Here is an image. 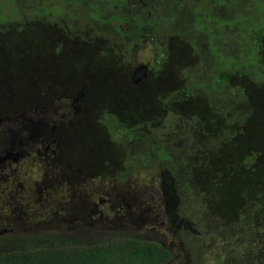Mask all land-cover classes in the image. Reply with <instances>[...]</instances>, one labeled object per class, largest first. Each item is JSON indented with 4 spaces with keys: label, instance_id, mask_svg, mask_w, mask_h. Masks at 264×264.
<instances>
[{
    "label": "rangeland",
    "instance_id": "rangeland-1",
    "mask_svg": "<svg viewBox=\"0 0 264 264\" xmlns=\"http://www.w3.org/2000/svg\"><path fill=\"white\" fill-rule=\"evenodd\" d=\"M76 4L81 9L75 16L78 20L82 17H90L86 19V24L82 23L86 28H80L81 34L93 37L91 58L85 56L88 62L86 66L80 62L78 54L80 51H75L77 48L75 45L81 48L80 41L68 35L64 32V27L59 26H63L67 20L60 19L56 23L44 24L37 22L15 24L10 21L0 26V118H15L24 114L22 118L3 121L0 132L5 128H11L12 133L21 132L25 140L26 121L36 118L41 120L42 124L47 123L42 126L45 128L44 137L46 136V141L52 144L48 150H45V144L39 142L31 144L28 139L26 143L29 144L21 148L23 152L21 157L15 160L8 158L2 163L0 228L14 225L38 228L36 231L47 232L46 229H51L54 222L57 223L58 229L63 228L68 220L73 221L75 225L81 224L87 220L85 213L91 208L86 206L87 210H85L82 199L78 200V197L88 195L93 202L100 200V211L98 214L91 212L95 214L92 219L96 223L90 230L81 232L83 234L77 233L76 237L79 240L108 241L121 235L137 236L139 229L144 232L145 227H153L154 223L163 218L169 222L168 239L164 241L176 251V256L183 258L187 254V257L196 264H232V257L229 254L233 249L238 256L237 258L236 254H233L235 264H246L245 261L250 260V257H241L239 253L252 250L264 252V239L259 237L264 230L254 227L248 228L247 247L232 241V248H225V243L223 244L221 239L210 244V236L206 230H199L203 242L197 240L194 242L195 245L185 244L177 233L178 225L175 219H169L170 216H175L178 202L172 198L171 193H174L172 187L166 185L167 176L159 174L155 175L157 178H151L153 175L148 170L141 169L134 171L125 180L117 178V174L123 170L121 166L123 154L121 149L109 139L110 132L106 130L109 124L108 120L105 121L106 115H112L129 124H143L145 130L143 132L147 133L152 128L160 126L162 119L168 121L169 118L177 115L204 124L205 127L201 130L204 141L208 134L229 138V143L219 150L220 155L209 152L210 164L200 176L195 175L199 179L194 178L195 187H199L197 183L201 186L207 181L209 191L214 192L217 188L219 193L222 186H231L235 178L234 184L240 183L239 188H243V193L247 196L241 193V189L237 192L233 191L223 201L230 208L231 204H235L240 198L241 202L237 210L231 212L230 208L228 210L230 213L222 212L220 200L217 199L214 202L210 201L209 207L205 205L201 207V209L211 208L210 212L213 216L203 215L204 211L196 212V216L209 220L216 218L211 222H219L221 226L227 224L223 229L237 225L238 219H242L244 227L245 225L249 227L247 221L251 214L254 215L255 223L259 224L261 220L264 222V131L261 126L264 125V85L257 86L245 77L233 79L232 85L239 87L246 99L245 103L234 106L232 113L226 115L214 112L203 97L190 96L188 99L178 101L176 91L182 88L185 82L182 74L198 65L197 55L187 43L177 37L170 38L166 45L168 48L166 64L164 62V65H159L160 72L152 73L150 67L153 63V48L158 40L146 38L139 40L137 46L133 48L134 51H131L128 47L121 46L125 40L124 34V38L121 37L116 43L107 38L100 39L103 25L91 19L95 18V15L84 8L88 3L82 0ZM66 7L65 5L63 10ZM118 28L121 33L130 32V27L125 24L118 25ZM106 36H112V33ZM262 44L264 46V39ZM110 47H114L112 56H117L121 51L126 52L121 53L126 55V64L121 59L110 58L105 62L101 60V54L109 53ZM98 48L101 49L97 50ZM117 48L120 50L118 51ZM262 54L264 58V49ZM137 62L147 65V77L134 85L129 82V78L132 66ZM105 67L108 68V71L104 72L106 78H101L98 69L102 70ZM68 80H74V84L67 85ZM86 83L79 112L73 116L70 113L69 98L59 99V96L68 91L77 92L79 85ZM170 93L172 100L170 104L165 101V107L164 98H159L158 95L166 94V100ZM58 104V111L64 114L63 120L67 124L48 119L52 117L55 120L56 115L51 112ZM241 111L247 112L243 126L234 121H227L231 118V114L236 115ZM155 116H160V119H154ZM167 131H170L169 128ZM5 136L8 140L9 136L6 134ZM0 137L1 147H6L4 135ZM253 145L255 146L251 149ZM52 149L55 155H51ZM49 155L57 162L56 166H46L45 160ZM221 156L226 157L223 160ZM234 170H237L236 174ZM54 176H58L60 183L47 182L48 186L41 192L37 189ZM116 185L120 190L124 189L125 193L135 196L137 212L142 215L143 227L120 229L117 222L111 223L114 216L116 218V215H122L120 209L116 212L113 208V201L108 200ZM73 186L74 196H72ZM114 192L120 191L115 189ZM197 192L200 201L203 202L208 192L203 189H198ZM149 193H157L155 197L159 193L160 196L156 197V200L161 197L162 202L151 200L148 197ZM71 200L74 201L72 204ZM17 201L23 205L28 203L24 209L26 215L22 214L20 219H17L20 214L15 209ZM13 210L16 212L12 213ZM71 216L75 220H71ZM158 226L163 227L161 223ZM121 230H129V232ZM243 231H246V228L239 229L242 234ZM157 233L161 237V231ZM241 233L235 234L232 238L240 242L244 236ZM216 235L220 237L221 233ZM139 237L144 238V235ZM152 237L155 240L154 235ZM256 263L263 264V258Z\"/></svg>",
    "mask_w": 264,
    "mask_h": 264
},
{
    "label": "trees",
    "instance_id": "trees-1",
    "mask_svg": "<svg viewBox=\"0 0 264 264\" xmlns=\"http://www.w3.org/2000/svg\"><path fill=\"white\" fill-rule=\"evenodd\" d=\"M81 1L0 0V26L10 21L15 24L37 21L54 23L60 19L76 18L77 11L81 10L76 3ZM84 1L88 3L84 6L89 9L88 12L98 14L91 19L97 18L104 23L101 35L119 33L118 25L127 21L130 33L132 30L136 31V34L129 35L134 40L152 37L151 40H158L155 47L166 50L168 40L177 36L189 45L197 55L198 65L182 74L185 82L176 91L178 101L190 96L203 97L214 112L226 115L232 113L234 106L245 103L246 99L243 91L232 85L233 79L245 77L257 86L264 85V0H141L162 8L161 13L155 14V20L152 17L146 24L138 20L129 22L134 15L133 11H125L129 7L136 11L144 8L139 0ZM65 5L67 7L63 10ZM135 14L142 16L138 12ZM147 31L151 33L150 36ZM170 95L172 97V93ZM246 116L247 112L241 111L236 115L231 114L227 121L243 126ZM113 119L115 118L108 119L109 139L123 154V170L117 174V178L125 180L134 171L141 169L148 170L153 175L151 178L165 174L167 187H172L174 191L171 193L172 198L178 202L175 214L177 218L174 221L178 225L177 233L185 244L195 245L189 232L192 231L197 239L202 235L193 230H206L213 242L221 239L225 248H232V241L247 247L248 228L264 230V222L261 220L259 224L255 223L253 214L247 221L249 227H244L242 219H238L237 225L227 229H223L227 224L221 226L219 222H211L216 218L209 220L196 216V212L201 211H204L203 215L213 216L211 208L201 207H209V202L217 199L220 200L222 212L230 213V208L231 212L237 210L241 202L239 197V201L231 204L230 208L223 201L233 191L241 189V193L247 196L243 193L244 189L239 188L240 183L234 184L235 178L231 186H222L219 193L217 188L210 192L207 181L201 186L197 183L199 187H195V175L200 176L210 164L209 152L220 155L219 150L229 143V138L208 134L204 141L201 134L204 124L177 115L168 121L162 119L160 126L146 131L147 133L143 132V124H129L119 119L112 123ZM154 119L158 120L160 116H155ZM261 126L264 131V125ZM168 128L170 131H167ZM225 157L221 156L223 160ZM234 171L236 174L237 170ZM154 183L155 181L152 185ZM198 189L208 192L203 202L200 201ZM241 228H246V231H243L244 236L237 242L232 236L240 234ZM47 232L27 230L0 234V264H169L172 255L166 245L153 240L145 229L144 232L139 229L137 236L121 235L108 241H84L73 236L77 233ZM218 233H221L220 237L216 235ZM263 233L259 237L264 239ZM143 235L144 238L139 237ZM233 254H236L234 249L229 255L232 257V264H235ZM239 254L241 257H250V260L245 261L246 264L259 262L261 258L264 264V252L252 250Z\"/></svg>",
    "mask_w": 264,
    "mask_h": 264
},
{
    "label": "flooded vegetation",
    "instance_id": "flooded-vegetation-1",
    "mask_svg": "<svg viewBox=\"0 0 264 264\" xmlns=\"http://www.w3.org/2000/svg\"><path fill=\"white\" fill-rule=\"evenodd\" d=\"M139 2L142 5H144V8L140 9L139 11H136L134 8H133V10H131V7L125 9V11L127 13H130L131 11H133L132 14H134L132 17H130V20L128 19L129 22L130 21L134 22V21L138 20L139 22H142V23L146 24L147 21H151L152 17L155 20V14L156 13H161V9L162 8L154 7V4L152 2H150L149 4H147L146 2L141 1V0H139ZM133 3H134V1H133ZM135 12L141 13L142 16H139V15L135 14ZM93 15H95V17L98 16V14L97 15L93 14ZM87 18H90V17H82L81 20H78L77 18H74V17H70L69 19H67V22H65V24L63 26L59 25L60 27H64L63 28V29H65L64 32H66L68 35H70L74 39H78L80 41L81 44L79 43V46L83 50L81 48H79L77 45H75V48L77 47L75 49V51H80L78 53L79 54V58H80V62L85 64V66L88 63L86 57H88V58L90 57L91 58V50H93V48H92L93 47V42H92L93 41L92 40L93 37L90 36V35L81 34V30H80V28H83V29L86 28V26H83L82 23L86 24L85 20ZM134 18H136V19H134ZM97 21H99V20L94 19L95 23H100V24L104 25L103 22H100V21L97 22ZM40 22L41 21H37V23H39V24H44V22H42V23H40ZM47 23H51V22H47ZM54 23H56V22H54ZM121 24H125V25H127L129 27L127 21L122 22ZM131 33L134 35V34H136V31L132 30ZM131 33L130 32H125V31H123V33H121V32H119V33L113 32L112 36H110V38L108 36H106V35H102L100 37V39L101 38H104V39L107 38L109 40L115 41V43H116L118 39L121 40V37H123V34H124L125 41L122 42L121 46L122 47L123 46L128 47L129 50L134 51L133 48L135 46H137V44L139 43L140 39H137V40L132 39L131 36H129V35H132ZM147 35L150 36L151 33L149 31H147ZM175 37H177V36H175ZM150 38H152V37H148L147 39H150ZM118 43H120V42H118ZM129 43H130V46H128ZM113 45L115 46V44H113ZM116 47H118V46H116ZM101 48H98L97 50H100ZM113 48L114 47H110V49H109L110 52L109 53L101 54V60L103 62H105V61H108L110 58H111V60H120L121 59L126 64V60H125L126 59V55L125 54H121V53H126V52L121 51L117 56H112ZM94 49L96 50L95 46H94ZM117 49H118V51L120 50L119 48H117ZM126 50H127V48H126ZM167 55H168V48L167 47H166V50L160 49L159 47L153 48V63H152V67L153 68L150 67V71L152 73L160 72V70H158V67H159V65H164V62L166 64ZM132 68L133 69L131 70L130 78H129V82L131 84L136 85V84H138L139 82H141L142 80H144L147 77V65L146 64H139L137 62L136 65L132 66ZM84 69L88 70L86 68H84ZM154 69H156V70H154ZM98 71L100 72L99 75H100L101 78H106V74L104 72L108 71L107 67H105L102 70L98 69ZM96 74H98V72ZM68 81H69L68 83L66 82L67 85L74 84V82H73L74 80L73 81L72 80H68ZM94 82H95V79H94ZM79 86H80V88L78 89L77 92L68 91V93H66V94H64L62 96H59V99H61L60 97H63V98L68 97L69 98V100H70L69 101V107H70V110H71L70 113L73 116L76 115V112H79L80 103H81V101L83 99V92L85 90V87L87 86V83L86 84H81ZM161 95H163V97H161ZM170 96L171 95H169L168 98H166V100H165L166 94L158 95L159 98H164L163 105H165V107H166L165 101L168 104H170V102H171L170 101L171 100ZM58 110H59V104L56 105L55 109L51 112V114L56 115L55 116V120L52 119V117H51V118H48L49 121L53 120V122L58 121V122H63L64 124H67L63 120L64 114H61V112H59ZM67 115L69 116L68 113H67ZM22 117H24V114H20V115H18L15 118H11V117L0 118V125L5 120L12 121V120H16V119L22 118ZM111 117H114L115 119H117L115 116L106 115L105 116V121L107 122L108 118H111ZM33 119H30L29 121H26V124L24 126V128H26V129L23 128L24 131H27L26 134H25V137H26L25 140H23V134H21V132L12 133L11 128H5L4 130H2L0 132V135H2V134L4 135V137H3L4 140L7 137V136H5V134L9 136V139L8 140L6 139V147H1L2 141H1V137H0V167L2 166V163L4 161H6L8 158H12L13 160H15L18 157H21L22 154H23V152H21V148H22L23 145L29 144V142L26 143V141L28 139L32 142L31 144H35L37 142L42 143V145L45 144V150H48L49 147L52 145L48 141H46V136L44 137L45 128H43L42 126L46 125L47 123H43L42 124L41 120L36 119V118H33ZM115 119L112 120V123L115 121ZM106 122H105V124H106ZM38 126H41V127H38ZM106 126H107V124H106ZM108 129H109V125L106 128V130L108 131ZM37 140H39V141H37ZM52 142H54V139L52 140ZM50 153H51V155H55V152H54L53 149H52V151ZM51 155L47 156V158L45 160L46 166H56L57 165V162L52 158ZM0 178L2 179V177H0ZM47 182L60 183V181L58 180V176H54L52 179H49V180L43 182V184L40 185L39 187H37V189H39L40 192H41V190L43 188L48 186ZM115 189L120 191V192H114ZM156 194L149 193L148 197L151 198V200H154V199L156 200V197L160 196L159 193H158V195L155 197ZM72 196H74V186L72 187ZM110 196L111 197L108 200L109 201H113L112 202L113 208L116 210V212H118L119 209L122 212V215H116V218L114 216V218L111 221V223L117 222V225H118L119 228H121V227H126V228H139L140 227L141 228V227H143V222L141 221V218H142L141 216L142 215L139 212H137L138 208H137V204H136V200H135V196L134 195H130V194L125 193L124 189L120 190L118 185H116L115 188H113V191L110 194ZM79 199H82L83 208L85 210H87L86 206L91 208V210L88 211V213H85V217L87 218L86 221L82 222L81 224L75 225V223H72L73 221H69L68 220L67 223H64L65 226L63 228H61V229H58L57 228V223L54 222V225L51 227V229L47 228L46 230L47 231H54V232H57V231L65 232L67 234H70V233L83 234L81 232H85L87 230H90L92 227H94L92 225L95 224L96 221H94L92 219V217H93V215L98 214L99 211H100L99 210L100 209L99 208L100 200L98 202H95V201L93 202L88 195H85V196L80 195L78 197V200ZM160 199H161V197L158 198V200H156V202L161 203L162 201ZM73 202H74L73 200L70 201L71 204ZM15 205H16L15 206L16 207L15 208L16 211L20 214V216L17 217V219H20L22 214L26 215V212H25L24 209L27 207L28 203L26 205H23L22 203L17 201V202H15ZM16 211L13 210L12 213H14ZM91 212L95 213V214H91ZM101 214H100V216H101ZM175 218H177V217L170 216L169 219L171 220V219H175ZM71 220H75V219L72 217ZM160 223L163 225V227H159L158 226ZM154 224L155 225L153 227H145V230L148 231L151 234V236L154 235L155 241H157L159 244L166 245L168 247V249L171 251L172 255L170 257L169 264H174V263L175 264H196L193 260H191L190 258L187 257V254L183 258L181 256H176L175 255L176 251L173 250L172 247L168 243H166L164 241V239H168L167 238V235H168L167 229H168V225H169L168 220H164L163 218H161V220L159 222L154 223ZM27 230L36 231V230H38V228H32V227L23 228L22 226L16 227V226L12 225L10 227H1L0 228V234H3V233L11 234L12 232L27 231ZM41 230H44V228H41ZM158 231H161V234H162L161 237L157 233ZM193 231H195L197 234H200V231L199 232L197 230H193ZM188 235H190L191 239H193L195 241L202 240V242H203V239H201V236H198V238L196 239V235L192 231L189 232ZM73 236H76V234L73 235ZM170 241L172 242L173 240L171 239ZM209 242L211 244L213 241L209 238ZM210 244H207V245H210Z\"/></svg>",
    "mask_w": 264,
    "mask_h": 264
}]
</instances>
